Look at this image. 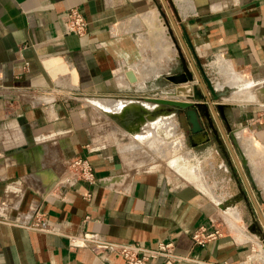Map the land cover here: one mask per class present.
Listing matches in <instances>:
<instances>
[{"label": "crops", "instance_id": "crops-1", "mask_svg": "<svg viewBox=\"0 0 264 264\" xmlns=\"http://www.w3.org/2000/svg\"><path fill=\"white\" fill-rule=\"evenodd\" d=\"M69 8L84 16V35L63 34ZM197 61L218 96L204 84L201 101L236 105L224 109L225 119L214 113L223 147L185 121L183 139L202 162L196 176L211 193L193 177L126 169L99 135L113 130L141 143L174 131L169 115L141 95L171 90V79L186 77L184 66L194 80L180 85H198ZM74 156L89 161L93 182L64 181ZM36 210L46 229L16 218ZM211 219L222 235L194 244L191 231ZM263 220L264 0H0V264H126L68 240L80 234L149 247L172 242L184 257L173 264H264Z\"/></svg>", "mask_w": 264, "mask_h": 264}, {"label": "built area", "instance_id": "built-area-1", "mask_svg": "<svg viewBox=\"0 0 264 264\" xmlns=\"http://www.w3.org/2000/svg\"><path fill=\"white\" fill-rule=\"evenodd\" d=\"M62 32L82 36L85 34L87 22L82 13L76 8H69L61 16ZM68 175L65 178L66 183H73L77 180L93 182L95 179L94 171L89 161L82 156H74L66 160ZM225 199L220 197L217 203H222ZM25 214H17L21 224L30 228L46 229L43 220V213L36 210L32 216L22 218ZM223 230L216 219H211L209 227L198 226L191 231L190 237L194 244L202 245L206 241L220 237ZM70 242L81 241L87 245L98 256L114 254L125 261L126 264H147L150 261L163 259L165 264H173L181 261L184 257L174 252L172 242H158L155 246L149 247L140 242L120 243L109 241L95 235H68ZM226 264V263H223Z\"/></svg>", "mask_w": 264, "mask_h": 264}, {"label": "rangeland", "instance_id": "rangeland-1", "mask_svg": "<svg viewBox=\"0 0 264 264\" xmlns=\"http://www.w3.org/2000/svg\"><path fill=\"white\" fill-rule=\"evenodd\" d=\"M169 117L171 123L176 124L174 131L171 133L168 131L167 134L160 129L156 135L145 142H125L122 136L113 130L101 131L99 135L115 145L126 169L130 171L150 167L151 170H160L176 178L190 180L192 179L190 177L198 174L199 164L202 162L198 155L193 156L196 151L188 140L183 139L186 138L187 130L185 119L178 113ZM205 190L211 193L209 188Z\"/></svg>", "mask_w": 264, "mask_h": 264}, {"label": "water", "instance_id": "water-1", "mask_svg": "<svg viewBox=\"0 0 264 264\" xmlns=\"http://www.w3.org/2000/svg\"><path fill=\"white\" fill-rule=\"evenodd\" d=\"M176 48L178 49V46L176 45ZM198 65V72H195V77L197 79L198 85H180V80H183V82L186 81H193L194 75L190 73L188 70L186 71L185 67V73L186 77L183 79H171L174 80L173 82L176 84L174 87L165 92L155 95H141V99L147 102H151L154 104V111L156 114H167L172 115L175 113L181 114L184 116L186 121L188 122L190 126V132L196 133V134H203L204 136H209V133H211L214 138L216 139L217 143L219 145H222L221 138L219 136V132L215 123V115L214 113H218L220 117H224L223 111L225 108L231 109L235 107L236 105H231L226 102H216L214 106L211 108L208 103H205L201 100L207 99L204 90V93L201 90L204 89V84L206 88L208 89L210 93V97L213 100H217L218 96L215 94L214 87L211 84V81L209 78H207L205 72L203 71L199 61H197ZM125 76L127 77L128 81L133 83L136 81V77L134 75V72L131 69H127L125 71ZM180 94L185 95L186 99L177 98L175 96H179ZM131 98V97H130ZM110 117H113V119H116L115 115H112L109 111H106ZM160 114V115H161ZM117 120V119H116ZM229 137L234 141V144L238 148V144L235 140V135L230 130ZM192 144H194L192 142ZM241 156V164L245 168L247 175L250 178V174L246 165V158L244 157L243 153L240 152ZM115 166L118 168L120 167V163H116ZM240 192L243 193L242 188L240 187ZM244 199H247L245 196ZM263 227H264V220H263Z\"/></svg>", "mask_w": 264, "mask_h": 264}, {"label": "bare ground", "instance_id": "bare-ground-1", "mask_svg": "<svg viewBox=\"0 0 264 264\" xmlns=\"http://www.w3.org/2000/svg\"><path fill=\"white\" fill-rule=\"evenodd\" d=\"M117 120H120V119H125L124 115L120 116V117H116ZM131 128V127H130ZM132 130V129H131ZM193 179L197 180L199 182V186L202 187V188H208L206 187V184H204V181L203 179L201 178V176H193ZM207 190V189H206Z\"/></svg>", "mask_w": 264, "mask_h": 264}, {"label": "flooded vegetation", "instance_id": "flooded-vegetation-1", "mask_svg": "<svg viewBox=\"0 0 264 264\" xmlns=\"http://www.w3.org/2000/svg\"><path fill=\"white\" fill-rule=\"evenodd\" d=\"M183 118H184V116H182ZM185 119V118H184ZM185 121H186V119H185ZM187 122V121H186ZM189 133V131L187 132V134ZM187 137L189 138V140H190V142H192L193 141V136L191 135V134H188L187 135Z\"/></svg>", "mask_w": 264, "mask_h": 264}]
</instances>
